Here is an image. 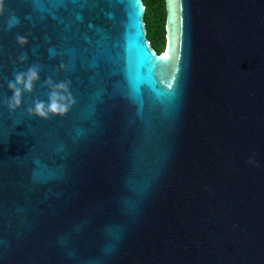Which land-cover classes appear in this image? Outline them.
<instances>
[{
	"label": "water",
	"instance_id": "1",
	"mask_svg": "<svg viewBox=\"0 0 264 264\" xmlns=\"http://www.w3.org/2000/svg\"><path fill=\"white\" fill-rule=\"evenodd\" d=\"M166 7L159 53L143 0H4L0 264H264V0Z\"/></svg>",
	"mask_w": 264,
	"mask_h": 264
},
{
	"label": "clouds",
	"instance_id": "2",
	"mask_svg": "<svg viewBox=\"0 0 264 264\" xmlns=\"http://www.w3.org/2000/svg\"><path fill=\"white\" fill-rule=\"evenodd\" d=\"M4 10V0H0V12ZM19 23L17 17L12 16L9 21V27H14ZM17 41L21 46L28 43L23 36H18ZM21 61L27 59L26 55L20 57ZM40 80V70L38 67H30L27 72H18L15 74L14 80L8 82V88L13 95L8 99L7 106L10 110L15 111L22 106L23 96L25 92L31 93L35 84ZM70 82L55 83L51 78L46 84L51 89L48 102L37 99L34 107H29L28 112L33 116L41 119H49L52 115H66L71 107L76 103L70 88Z\"/></svg>",
	"mask_w": 264,
	"mask_h": 264
},
{
	"label": "trees",
	"instance_id": "3",
	"mask_svg": "<svg viewBox=\"0 0 264 264\" xmlns=\"http://www.w3.org/2000/svg\"><path fill=\"white\" fill-rule=\"evenodd\" d=\"M146 6L145 21L147 35L153 47L163 53L166 48V0H143Z\"/></svg>",
	"mask_w": 264,
	"mask_h": 264
}]
</instances>
